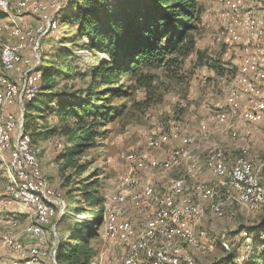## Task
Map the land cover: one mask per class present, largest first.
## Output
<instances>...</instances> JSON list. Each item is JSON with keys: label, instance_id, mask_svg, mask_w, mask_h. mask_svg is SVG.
I'll list each match as a JSON object with an SVG mask.
<instances>
[{"label": "rangeland", "instance_id": "1", "mask_svg": "<svg viewBox=\"0 0 264 264\" xmlns=\"http://www.w3.org/2000/svg\"><path fill=\"white\" fill-rule=\"evenodd\" d=\"M42 1L58 3L55 11L53 10L57 26L49 34L44 35L43 39H39L41 35H35L34 41L39 40L38 50H36L37 57L30 69L35 71L38 70V66L40 68L41 56L45 59L43 65L50 67L48 69L63 71L59 77H55L53 91L66 93L84 88L89 81V76L81 75L98 62H107L108 57L106 54L88 49L85 39L74 40L75 27L70 25L68 17L77 0ZM224 1L198 0L201 14L196 32H194L195 49L204 57L216 60L224 69V75L218 76L209 66L199 65L198 63H201L202 60L200 61L198 54L193 52L178 58L179 67L151 69L150 72L154 75V80L149 90L138 87L135 83V76H123L121 82L125 93L110 101V104L119 107V115L111 117L105 123L104 136L97 137L94 146L86 150L83 156L78 159L79 164L87 165V170L83 175L76 174L72 168H64V161L59 158V154L66 146V139L60 130L64 125L71 124L72 119L61 120L55 115H48L38 109L37 111L33 110V113L28 111V115H31L26 117L24 101H22L20 122L22 126L24 121L29 125L28 131L34 140V143L31 141L32 146L34 145L33 147L37 149L38 156H40L41 174L47 187L56 191L54 198L60 199L64 205L57 207L56 215L51 221V225L54 221V229L45 233L48 247L53 251L58 245L59 239H63L66 234L65 230H60L59 221L64 214H67L68 204L71 203V198L76 193L74 189L80 185V179H86L88 175L97 171L99 191L104 199L113 193H126L128 189L119 187V176L130 173L125 156L130 152L136 155L147 153L146 140L149 137L168 134L173 128H178L181 134H190L195 137L192 144L188 145L186 149L190 156L197 161H200L211 147L222 149L229 160H233L239 154L248 156L254 164L255 174L264 185V120L260 123L247 124L245 129L250 131L247 135H244V127L238 126L239 135L236 138H230L226 133L228 129L223 130L214 118V105L217 102L224 104L228 92L226 90L234 80L244 54L241 43L225 46L219 37L225 23ZM242 7L250 9L255 16L261 17L264 21V0H247ZM25 11H30V9H25L23 12ZM29 16L31 17V20H28L30 26L40 23V14L36 11H30ZM6 20L5 17L0 16V33H3L2 25ZM24 20H22V26H27L29 23L24 24ZM32 49L33 46L25 47L24 51H32ZM33 51L35 50L33 49ZM35 81L39 88L40 78ZM38 91L39 94L36 97L39 98L40 88ZM53 104H55V100H53ZM231 119L228 118V124L234 123V119ZM51 128H55L56 131L51 132ZM204 131L207 133L206 136L203 135ZM58 144H61V147H58ZM177 145H180L179 141H170L163 144L160 149L148 152V155L163 156L168 147ZM9 152L0 156V192L8 182ZM130 167L132 173L138 174L141 183L152 182V185H155L157 189L165 187L170 177L183 174L182 168L164 172L147 168L136 172L137 169H134V166L130 165ZM66 177H69L68 182H66ZM203 179L215 188L214 201L220 204L222 215L218 216L205 209L204 214L200 217L201 221L200 219L197 221L200 222L199 225L196 224L197 231L204 230L205 241L199 249L189 250L186 247L184 252L188 249L195 264H218L220 260L230 256V250H235L237 252L236 264H240L245 260L246 252L250 251L248 244L251 239L241 243V234L238 236L237 232L243 226L252 227L264 223V205L250 210L238 204L229 198L228 183H221L212 176L210 171L205 174ZM64 183L66 186H62ZM124 209L125 213L134 214L133 217L136 216L134 219L142 217L137 212L138 208L132 204H128ZM18 212L25 213L26 222ZM68 216L70 215L68 214ZM32 218V210H26L21 203L0 208V260L6 264H11V258L3 247L4 238L12 237L23 240L22 236H26L24 227ZM102 228L103 226L100 224L98 228L100 234L92 239L97 251L92 264H119L123 248L116 243L110 244L103 236ZM46 264H56L55 259L47 261Z\"/></svg>", "mask_w": 264, "mask_h": 264}, {"label": "bare ground", "instance_id": "2", "mask_svg": "<svg viewBox=\"0 0 264 264\" xmlns=\"http://www.w3.org/2000/svg\"><path fill=\"white\" fill-rule=\"evenodd\" d=\"M246 1H224L225 23L219 36L222 44L226 46L241 43L244 52L236 76L226 90L228 92L224 104L217 102L214 105L215 121L223 130L228 129L226 133L230 138L239 135L238 126H243L244 135H247L250 133L245 129L247 124L260 123L264 120V21L261 17L255 16L250 9L242 7ZM1 3L0 16L7 20L2 25L0 44L10 45V51L8 58L0 60V70L14 66V71L9 73L17 72L18 75L10 77L7 73L0 72V89H3V81H5V91L14 92V99L21 101L22 105V101L32 100L39 92L35 79L40 78V72L31 68L28 82H33V85L21 84L20 90H14L15 78H19L21 71L22 52L25 47L32 46L35 51L38 50L39 40L35 42L34 38L37 34H43V16L51 15V11L58 6V3L42 0H1ZM10 7L16 12H23L28 8L36 11L40 14V23L22 26L21 20L17 19V13H12ZM56 26L57 20L53 14V17L46 22L47 34ZM228 118L234 119V123L228 124ZM1 130L6 149L0 146V156L10 151V173L8 182L0 192V199L15 198L18 194L31 200L34 206L46 210L41 224L39 216L32 211L33 218L24 227V232H31V228L36 229L37 236L42 238L43 251H47V263L54 258L55 251L48 247L45 233L49 232L47 228L49 226L50 232L54 229L51 221L56 215L57 207L64 205L60 199L54 198L56 191L47 187L40 171L38 151L33 147L34 145L32 146L31 138L24 132L21 122H19V142L25 149V154H28L29 164L35 167L36 179L41 182L42 192L40 189L30 187L26 177L19 175L18 156H15L16 135L12 132L11 124L8 121H1ZM203 135L206 136L207 133L204 131ZM153 138H158V141L150 142ZM194 138L193 135L181 134L178 128H173L168 134L149 137L146 140L148 152L158 150L170 141L180 142V145L168 147L163 156H149L148 152L142 155L130 152L125 156L130 173L119 176V187L128 190L126 193L108 195L102 203L101 216L103 236L110 244L116 243L123 248L122 261L120 260L119 264H195L188 249L197 250L205 241L204 230H196L197 221L202 217L205 209L218 216L222 215L220 204L214 201L215 188L203 179L208 171L221 183H228L229 198L238 204L250 210L264 205V185L255 174L254 164L248 156L239 154L233 160H229L222 149L211 147L205 156L197 161L186 149ZM130 165L137 169L136 172L147 168L162 172L182 168L183 174L170 177L165 187L157 189L152 182L141 183L138 174L131 172ZM235 165L240 166L239 177H244L243 180H237V185L229 176ZM46 195L50 198H46ZM128 204L138 208L137 212L142 215L140 219H134L136 217H133L134 214L125 213L124 208ZM5 206L6 204H0V208ZM240 234L244 241H249L245 231ZM10 239L13 238H4L5 250H8ZM186 247L188 249L184 252ZM169 256H172V261L169 260ZM186 258L192 259L186 261Z\"/></svg>", "mask_w": 264, "mask_h": 264}, {"label": "trees", "instance_id": "3", "mask_svg": "<svg viewBox=\"0 0 264 264\" xmlns=\"http://www.w3.org/2000/svg\"><path fill=\"white\" fill-rule=\"evenodd\" d=\"M200 14L198 0H77L74 3L68 17L70 25L75 27L74 40L85 39L88 49L106 54L108 61L98 62L81 75L89 76L84 88L62 93L53 90L55 77L63 71L48 69L40 56L37 71L40 72L41 95L38 98L37 93L32 100L24 102L26 117L31 115L28 111L33 113L38 109L61 120L72 119L71 124L60 130L66 139V146L59 154L64 168H72L78 175L85 174L87 165L79 164L78 159L94 146L97 137L104 136L105 123L119 115V107L110 101L125 93L123 76H135L136 85L149 90L154 80L151 69L179 67L178 58L193 52L202 60L199 65L209 66L218 76L224 75V69L216 60L204 57L195 49L194 32ZM28 129L24 121L23 130L34 143ZM97 176L94 171L88 178L80 179L67 214L59 221L60 230H65L66 234L59 239L54 255L56 264H92L97 252L92 239L100 234L104 200ZM65 179L68 182L69 177ZM242 231L251 242L250 251L240 264H264V223L243 226L237 235ZM240 240L244 243L241 237ZM230 252V256L218 264H236L237 252Z\"/></svg>", "mask_w": 264, "mask_h": 264}, {"label": "built area", "instance_id": "4", "mask_svg": "<svg viewBox=\"0 0 264 264\" xmlns=\"http://www.w3.org/2000/svg\"><path fill=\"white\" fill-rule=\"evenodd\" d=\"M0 4L1 0H0ZM12 13H17V19H26L29 16L30 11L27 12H16L13 7H10ZM55 11V10H54ZM51 15H44V31L39 39H43L44 35H47L46 22L53 17ZM29 25H31L29 23ZM1 49V59L8 58L10 51V45L0 44ZM36 51H23L21 59V71H19V78H15V88L14 90H20L21 84L33 85V82H28V73L30 71L31 65L36 61ZM9 71H14V66H7L1 68L0 72L7 73L9 76ZM245 79V75H244ZM250 88V87H246ZM12 108V110H10ZM219 111V110H217ZM216 111V112H217ZM21 101L14 99V92L5 91V81H3V89H0V146L6 149V143L3 140V131L1 130V121H8L12 126V132L16 135V154L18 156V171L19 175L26 177L27 183L30 187L41 189L40 180L36 179L35 167L31 166L28 161V154H25V149L20 145L19 142V122L21 117ZM158 138L151 139L150 142H157ZM240 166H234L231 169L230 179L233 183L237 185V180H243L244 177H239ZM241 188V187H238ZM46 198H50L46 195ZM57 201V200H54ZM14 203H21L26 210H32L35 212L36 216H39L40 224L46 210L38 206H34L33 202L23 196L16 195L15 198L0 199V204H6L7 207H11ZM54 225V221L52 223ZM50 232V226L47 227ZM26 236L32 239V242L27 243L21 239H10V245L6 254L11 258V264H36V262H43L46 264L47 251H43L42 238H39L36 233V229L31 228V232L26 233ZM53 248V247H52ZM52 250V249H51ZM192 258H186V261ZM169 260L172 261V256H169ZM122 261V260H121ZM0 264H6L4 261L0 260Z\"/></svg>", "mask_w": 264, "mask_h": 264}, {"label": "crops", "instance_id": "5", "mask_svg": "<svg viewBox=\"0 0 264 264\" xmlns=\"http://www.w3.org/2000/svg\"><path fill=\"white\" fill-rule=\"evenodd\" d=\"M23 20V19H22ZM28 20H31V17L29 16V17H27V19H25L24 21H23V23L24 24H27V23H30ZM22 22V21H21ZM29 25V24H28ZM16 75H18V73L17 72H12V73H10L9 74V76L10 77H15ZM36 145V144H35ZM8 155H9V153H8ZM208 176L210 177V175L208 174ZM207 176V177H208ZM208 177V178H209ZM27 213V212H26ZM18 214H20V215H22V217H24V222H26V220H27V217L25 216V213L23 212V213H20V212H18ZM200 221H201V219H200ZM200 223V222H199ZM199 225V224H198ZM22 238H23V240L25 241V242H27V243H30V242H32V239L30 238V237H26V236H22Z\"/></svg>", "mask_w": 264, "mask_h": 264}, {"label": "water", "instance_id": "6", "mask_svg": "<svg viewBox=\"0 0 264 264\" xmlns=\"http://www.w3.org/2000/svg\"><path fill=\"white\" fill-rule=\"evenodd\" d=\"M57 249H58V245H57L56 248H55V252H56Z\"/></svg>", "mask_w": 264, "mask_h": 264}]
</instances>
